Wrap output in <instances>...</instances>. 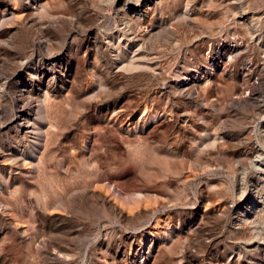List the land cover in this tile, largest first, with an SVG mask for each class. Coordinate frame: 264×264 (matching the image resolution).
I'll list each match as a JSON object with an SVG mask.
<instances>
[{
    "label": "rangeland",
    "instance_id": "374dc122",
    "mask_svg": "<svg viewBox=\"0 0 264 264\" xmlns=\"http://www.w3.org/2000/svg\"><path fill=\"white\" fill-rule=\"evenodd\" d=\"M258 154L264 0H0V264H264Z\"/></svg>",
    "mask_w": 264,
    "mask_h": 264
},
{
    "label": "bare ground",
    "instance_id": "6f19581e",
    "mask_svg": "<svg viewBox=\"0 0 264 264\" xmlns=\"http://www.w3.org/2000/svg\"><path fill=\"white\" fill-rule=\"evenodd\" d=\"M139 1V0H138ZM125 11V10H124ZM130 21V20H129ZM136 23V22H135ZM139 23V22H138ZM128 24V23H127ZM132 24V23H131ZM131 24H128V25H125V26H130L131 28L130 29H132V33H131V35H133V37L131 38V40H133V39H135V38H137V39H142V40H145V38H146V36H145V32L147 31V25H145V26H141V27H139V28H132V26L133 25H131ZM124 26V27H125ZM126 30V29H125ZM130 31V30H129ZM126 32H124V34H125ZM130 33V32H129ZM128 35V34H127ZM188 79H189V77H188V75H183V76H181V78H180V83H184V82H187L188 81ZM27 106L28 105H22V107H23V110H27ZM29 107H30V105H29ZM31 108V107H30ZM30 108H28V109H30ZM255 156V155H254ZM251 160H253L252 161V164H253V166L255 167V168H257V169H262V167L264 166V154H262V155H259L258 154V156L256 155L255 156V158L254 159H252L251 158Z\"/></svg>",
    "mask_w": 264,
    "mask_h": 264
}]
</instances>
